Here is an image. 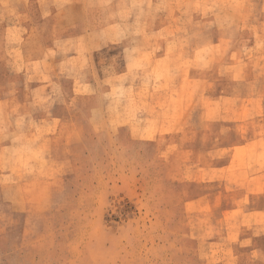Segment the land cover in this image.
<instances>
[{
	"label": "rangeland",
	"instance_id": "obj_1",
	"mask_svg": "<svg viewBox=\"0 0 264 264\" xmlns=\"http://www.w3.org/2000/svg\"><path fill=\"white\" fill-rule=\"evenodd\" d=\"M79 1L84 22L49 38L51 0H0V62L25 63L27 117L47 116L2 155L0 264L232 258L234 177L264 173V0ZM12 28L54 48L6 54Z\"/></svg>",
	"mask_w": 264,
	"mask_h": 264
},
{
	"label": "crops",
	"instance_id": "obj_2",
	"mask_svg": "<svg viewBox=\"0 0 264 264\" xmlns=\"http://www.w3.org/2000/svg\"><path fill=\"white\" fill-rule=\"evenodd\" d=\"M71 1H74V3L60 4L51 0V3L45 7L42 4L35 5V9L40 14L36 17L37 22L42 23L41 28L42 26L46 28L49 38L56 36L55 31L58 26L68 28L73 23L80 22L82 24L84 22V17L80 13L85 14V4L79 0ZM92 9L96 11V8ZM74 10L76 14L73 13ZM12 31L13 28L4 31L8 43L4 47L2 46L1 49L6 54L13 55L21 52L26 55V62L41 63L40 56L35 57L32 55H40L42 49L43 53H47L54 48L47 46L40 49L35 45L21 48L11 42L13 40H10L9 33ZM40 36L42 35L40 34ZM4 59V61L0 62V72L5 73L3 76L0 73V182L9 173L7 164L2 162L4 151L19 149L21 142L18 140V135L24 129L40 123L38 119L47 118V116L38 115L36 116V122H34V115L27 117V115H30L28 108L36 103V96L34 94H24L22 87H27L28 85L34 87V85L31 82L24 81L29 75L26 71L25 63L15 58ZM22 75L24 77H21ZM41 85V82L36 84V86ZM49 112L51 113V111ZM50 115L55 116V119L58 116L53 113ZM27 118L29 119L26 120ZM4 133L13 135L16 133L14 139L17 141L8 142L9 139L2 138ZM261 172L248 176L238 175L234 177L235 180L233 182L235 184L233 185L234 196L232 197V202L227 203L222 212V218L227 214L231 215L232 220L229 222L231 232H225L227 239L216 247V252L232 249L236 254L232 258L224 255L218 256L217 262L219 264H264V173ZM11 176H13L12 173ZM246 199L249 202L250 209L243 204ZM240 249L245 254H239Z\"/></svg>",
	"mask_w": 264,
	"mask_h": 264
}]
</instances>
